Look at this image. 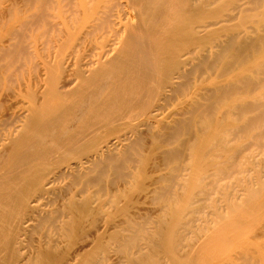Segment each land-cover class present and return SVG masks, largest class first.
<instances>
[{
    "label": "bare ground",
    "instance_id": "obj_1",
    "mask_svg": "<svg viewBox=\"0 0 264 264\" xmlns=\"http://www.w3.org/2000/svg\"><path fill=\"white\" fill-rule=\"evenodd\" d=\"M0 264H264V0H0Z\"/></svg>",
    "mask_w": 264,
    "mask_h": 264
}]
</instances>
